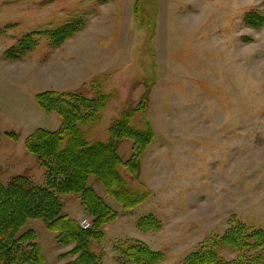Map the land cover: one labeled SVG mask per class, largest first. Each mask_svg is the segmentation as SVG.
<instances>
[{"label": "rangeland", "instance_id": "1", "mask_svg": "<svg viewBox=\"0 0 264 264\" xmlns=\"http://www.w3.org/2000/svg\"><path fill=\"white\" fill-rule=\"evenodd\" d=\"M78 17L84 28L60 47L38 36L32 52L5 57L22 36ZM50 90L108 95L99 119L80 126L90 143L106 141L124 111H134L131 126L148 123L154 132L136 177L117 167L132 191L150 192L143 203L125 211L88 179L117 213L100 227V239L88 241L97 264H134L124 253L134 240L160 252L154 264H180L198 251L264 264V245L252 247L264 240V0H0V184L22 175L44 186L45 170L25 139L37 128L59 127L60 117L34 99ZM131 145L118 141L122 160ZM60 201L63 214L90 229L93 216L78 194ZM147 215L159 220L158 229L136 227ZM240 226L243 246L221 241ZM27 230L35 231L45 264L76 259L61 258L72 245L58 244L40 219H28L18 234Z\"/></svg>", "mask_w": 264, "mask_h": 264}, {"label": "trees", "instance_id": "2", "mask_svg": "<svg viewBox=\"0 0 264 264\" xmlns=\"http://www.w3.org/2000/svg\"><path fill=\"white\" fill-rule=\"evenodd\" d=\"M84 25L83 18L78 17L53 29L26 34L5 51V57L9 60L20 59L35 49L41 36L47 40L50 49L60 47L81 31ZM34 99L39 109L57 114L61 122L54 131L37 128L25 139L26 150L37 158L45 170L44 186L35 185L30 178L22 175L0 184V264H45L35 231L18 234L28 219H40L47 230L56 234L58 244L72 245L67 255L61 258L70 255L76 256L71 264H97V257L87 249L88 241L91 238L100 239V227L113 221L117 213L88 186V179L94 177L105 188L106 194L114 197L125 211L143 203L150 192L132 191L117 167H124L136 177L140 156L152 143L154 132L148 123L143 129L131 126L134 111H124L109 126L106 141L90 143L80 126L99 119V111L105 106L108 95L96 90L94 98H87L80 93L65 94L50 90L37 93ZM7 136L17 139L14 133H7ZM123 139L132 144L131 156L125 161L117 153V143ZM66 194L80 196L83 207L93 216L90 229H81L76 221L62 213L60 196ZM159 226V220L151 215L143 216L136 222V227L141 231H154ZM243 228L230 229L221 241L231 242L234 247L240 248L245 244ZM128 243V250H124L127 261L154 264L161 260L160 252L151 251L143 242L134 240ZM254 243L252 247L256 249L264 245V240L259 239ZM180 264H248V261L242 258L227 262L217 258L215 253L198 251Z\"/></svg>", "mask_w": 264, "mask_h": 264}, {"label": "built area", "instance_id": "3", "mask_svg": "<svg viewBox=\"0 0 264 264\" xmlns=\"http://www.w3.org/2000/svg\"><path fill=\"white\" fill-rule=\"evenodd\" d=\"M86 222H83L82 225L84 228H86L88 226V224H85Z\"/></svg>", "mask_w": 264, "mask_h": 264}]
</instances>
